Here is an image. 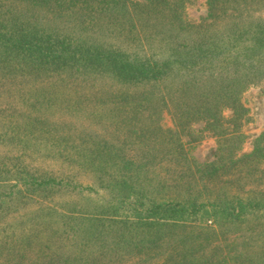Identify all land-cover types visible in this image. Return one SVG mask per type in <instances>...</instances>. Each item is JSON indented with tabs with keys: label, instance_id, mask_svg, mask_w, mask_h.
Here are the masks:
<instances>
[{
	"label": "trees",
	"instance_id": "1",
	"mask_svg": "<svg viewBox=\"0 0 264 264\" xmlns=\"http://www.w3.org/2000/svg\"><path fill=\"white\" fill-rule=\"evenodd\" d=\"M185 2L0 0V92L27 107L0 108L8 130L58 131L44 116L61 102L101 131H125L134 150L103 138L57 149L90 185L16 170L0 213L26 194L95 198L87 211H31L24 235L0 238V264H264V132L235 152L249 120L242 94L264 82V0H205L198 22ZM196 122L219 139L211 161L184 151Z\"/></svg>",
	"mask_w": 264,
	"mask_h": 264
},
{
	"label": "rangeland",
	"instance_id": "2",
	"mask_svg": "<svg viewBox=\"0 0 264 264\" xmlns=\"http://www.w3.org/2000/svg\"><path fill=\"white\" fill-rule=\"evenodd\" d=\"M133 1L142 2L144 0ZM206 12L205 0H186L183 15L188 21L198 22L205 18ZM263 86V81L250 85L242 94L241 101L248 110L249 120L243 123L237 131L242 135V139L237 145L238 149L235 151L238 156L250 153L255 139L264 132ZM1 89L0 87V91ZM0 108H10L22 112L27 109L26 105L20 101L17 102L13 98L3 96V92H0ZM45 115L47 116L44 117L48 118L49 122L58 125V131H9L5 124L10 119H0V190L15 183V171L23 168L31 176H55L82 186L92 184L93 175L89 171L82 170L81 166L64 160L63 156L56 153L59 148L67 152L70 143L76 147L84 148L92 146L90 141L103 138L112 143V148L124 149L123 154L127 153V156L134 151L129 148V143L122 144L125 131H101L95 123H92L91 119H85L84 115L65 111L61 102L52 106ZM222 115L224 119H229L231 110L224 108ZM161 124L163 126L171 125L170 117L165 112L161 114ZM66 126L69 127V130ZM202 126V122L193 123L191 131L184 132L187 134L181 136L187 156L198 163L211 161L219 142V139L210 132L201 131ZM82 137L89 142H83ZM69 139L72 142L68 141ZM65 144L68 145V148L65 147ZM259 167H264V162ZM99 192L100 194L96 196L105 195L106 191L99 189ZM91 198L94 199L95 196L93 194L85 196L83 193L70 189L55 192L47 197L31 194H26L23 198L18 196L13 201L6 203L0 213V238L7 237L6 239L10 242H14L15 239L24 235L28 231L26 218L31 211L33 213L41 212V208L47 209L46 206H50L54 207L57 212L72 213L71 210L65 209L75 205L82 211H87ZM86 204L88 207H81ZM31 257L33 258V256ZM1 260L2 257H0ZM135 260L136 258L130 259L127 264H135Z\"/></svg>",
	"mask_w": 264,
	"mask_h": 264
}]
</instances>
